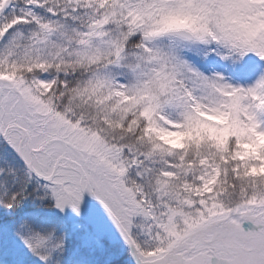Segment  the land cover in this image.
Returning <instances> with one entry per match:
<instances>
[{"label": "snow or ice", "instance_id": "1", "mask_svg": "<svg viewBox=\"0 0 264 264\" xmlns=\"http://www.w3.org/2000/svg\"><path fill=\"white\" fill-rule=\"evenodd\" d=\"M0 264H264V0H0Z\"/></svg>", "mask_w": 264, "mask_h": 264}]
</instances>
